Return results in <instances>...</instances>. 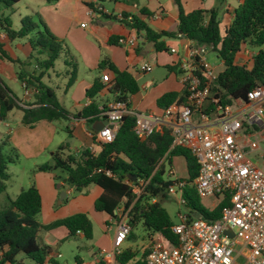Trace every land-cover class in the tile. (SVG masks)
Masks as SVG:
<instances>
[{
  "label": "trees",
  "instance_id": "trees-1",
  "mask_svg": "<svg viewBox=\"0 0 264 264\" xmlns=\"http://www.w3.org/2000/svg\"><path fill=\"white\" fill-rule=\"evenodd\" d=\"M21 0H0V33L5 34L11 42L29 38L31 54L25 60H14L4 50L0 43V58L16 66V78L24 86L25 91L32 94V101L25 102L18 99L12 90L0 77V118L5 121L13 110L23 112L22 123L33 128L38 123L46 121L56 123L67 121L71 117L86 119L89 125L99 120L100 110L97 96L104 89L100 79L88 91L87 97L91 101L82 112L71 115L60 103L57 88L51 87L49 80L56 71V63L61 60L65 70L63 75L68 79L65 88H71L78 76L79 63L68 46L60 42L49 30L47 24L38 13L26 16L19 29H15L13 15L15 6ZM47 4H55L59 0H45ZM83 4L92 12L102 14L99 6L107 1L119 0H82ZM179 24L176 31H157L137 16L123 14L121 22L128 28L144 34L146 46L155 53H171L167 46V39H176L178 35L196 42L198 45H213L217 58L223 63L224 70L219 73L213 85L212 93L219 97L225 105H232L235 101L246 102L247 95L260 85H264V0H243L236 9L233 21L222 28L219 11L196 10L186 13L180 0ZM143 14L152 15L147 10ZM122 37L111 36L109 45H119ZM142 43L136 48L140 51ZM247 47L254 49L252 66L237 63L238 55ZM177 67V74L182 71ZM109 68L115 74L116 100L129 102V97L140 92L135 77L129 71H119L108 59L99 64V70ZM179 71V72H178ZM61 73V72H60ZM188 91L186 86L181 92H168L157 100L159 109H166L173 104H187ZM129 105V103H128ZM135 117H124L115 141L110 144L96 142L100 147L99 153H92L90 149L77 155L71 151L70 144L60 145L53 153L54 165H43L40 171L60 170L66 179V184L76 191L82 192L91 185L100 187L103 192L95 202L97 212L106 213L116 218V211L123 205L129 211L131 228L141 224L147 232L148 239L161 234L171 244H178V237L174 234L172 221L168 211L163 206L168 198L167 191L177 182L164 180L168 170H173L175 157L185 159L187 180L183 189L186 204L183 206L190 220L202 218L208 222L220 219L224 206L229 199H223L216 208L209 210L201 203L194 181L199 174V164L191 151L186 147L172 148L174 137L169 129L154 133L145 140L140 139L135 132ZM68 130V129H67ZM19 153L10 143L9 135H0V195L7 193L10 179L9 167L17 163ZM171 176V175H170ZM58 179V178H56ZM62 179V178H60ZM147 182L140 195L135 187L140 182ZM62 185V189H65ZM8 198L7 207L0 209V264H23L20 255L34 261L35 264H45L52 249L39 243L42 233L52 231L57 227H64L71 237L82 233L88 240L93 238V223L86 214H76L58 220L49 225L38 221L42 211V197L35 185L21 191L15 198ZM125 202V203H124ZM130 233V238H134ZM139 252L126 249L118 257L119 264H147V252L138 257ZM55 264L52 260L49 261ZM97 264H104L99 261Z\"/></svg>",
  "mask_w": 264,
  "mask_h": 264
},
{
  "label": "built area",
  "instance_id": "built-area-1",
  "mask_svg": "<svg viewBox=\"0 0 264 264\" xmlns=\"http://www.w3.org/2000/svg\"><path fill=\"white\" fill-rule=\"evenodd\" d=\"M178 38L184 39L182 47L170 50L179 58L187 104H173L161 114H137L127 102L114 100L100 110L98 121L107 120L108 125L96 134V142L113 143L127 115L135 117V132L142 140L169 129L174 137L172 148L186 147L198 161L194 187L199 197L214 198L218 204L229 199L215 222L190 220L185 212H179V223L172 227L178 244L154 235L144 248L147 264H264V85L250 91L246 102L223 104L212 93L219 75L208 63L209 54L216 55L214 46H200L182 35ZM139 43L136 36L119 39L125 48H136ZM140 71L150 73L152 66L145 64ZM102 82L110 83L111 76L104 74ZM90 151L95 153L92 148ZM170 175L177 184L167 193L179 196L184 206L186 183L173 170ZM146 185L140 182L136 194L140 195ZM123 206L107 224L114 237L112 248L100 254L104 264H119L123 244L132 231L129 211L119 215ZM228 231H233L234 237Z\"/></svg>",
  "mask_w": 264,
  "mask_h": 264
},
{
  "label": "crops",
  "instance_id": "crops-1",
  "mask_svg": "<svg viewBox=\"0 0 264 264\" xmlns=\"http://www.w3.org/2000/svg\"><path fill=\"white\" fill-rule=\"evenodd\" d=\"M180 2L186 13H191L199 9L205 11L214 9L218 10L221 26L222 28H225L233 21L235 11L242 4L243 0H180ZM29 6H36L35 8H37V10L31 9V12L39 13L47 23L50 32L63 44H65V42H68L69 44H73L75 42L72 33L73 31L77 30L78 33L79 31L83 32V46L81 49L77 47L78 57L75 55L79 63V72L75 84L69 89L65 88L66 83L68 82V79L63 75L65 67L60 71L61 73L59 72V74L52 73L53 77H56L58 81V83H56V88L58 89V99L61 105L71 115L78 114L82 112V110L87 106H89L91 101L88 99L87 93L93 87L97 79H100L104 86L102 92L97 96L99 109L106 107L109 103L116 100L117 94L111 91H117L119 89H117L118 86H115V74L109 68H106L103 71L99 70V64L104 59H108L109 62L119 71H129L137 80L140 87V92L134 96H130L128 102L129 108L134 113L161 114L163 109H159L157 107V100L165 93L173 91L181 92L183 90L184 86L182 84V74L178 73V75L180 74L179 83L182 85V87H172V89L166 90L161 94L156 93V87L158 84L156 83V78L153 74L155 71V66H165V68L168 70L167 79H169L170 75H177L176 70L174 69L172 71L171 68L177 67L179 58L177 56L178 59L176 60L175 57L172 56L173 54L169 53H166L169 56H165V52H153V50L146 46V38L144 34L137 33L121 22L122 15L128 14L130 16H137L146 22L151 28L157 31H176L177 25L179 24L180 13L176 0L107 1L99 6L102 14L94 13L89 10L83 4L82 0H59V2L51 5L47 4L45 0H29L26 2V10L28 11L30 10ZM14 10V15L18 13L17 15L20 16L21 22L24 16H28L27 13L23 15L19 8L15 7ZM142 10H147L152 15L149 17L148 15L143 14ZM1 12L2 9H0V13ZM221 13H224L222 19L220 18ZM86 20L90 24V27L88 25H82V23L86 22ZM14 27L15 29H19L21 25L16 26L14 23ZM89 36H92L93 39L89 40ZM111 36H136L140 43H142L140 51H136L137 47L130 49L120 45H109L108 40ZM29 38H31V36H29ZM29 38L19 39L11 42L7 39L5 34L0 33V43L4 45V50L14 60H25L31 54L32 50L29 45ZM166 43L169 48L175 47L178 49L182 47L184 39L178 37L176 39H167ZM68 48L71 51L70 47ZM251 53L254 54V52ZM145 64L152 66V71L150 73H143L140 71V68ZM82 65H86L87 70H85ZM104 74H109L111 76L110 83L107 84L102 82V76ZM0 77L18 99L20 98L18 97V93L15 91V89H13V85H19L20 89L22 90V97L20 100L25 102L32 101V94H27L24 90V86L17 81L16 66L1 58ZM53 77H51L49 80L50 84L53 81ZM16 111L19 112V114H16ZM22 118L23 112L21 110H13L11 113H9L5 121L0 118V126H3L6 130H8V132H0V135H9L10 143L13 147L17 146V141L15 140L17 134L20 131H25V128L29 130H35L38 129V127L44 129L46 133L48 132L47 136H51L49 143L47 142V145H49L47 148L48 150H51V156H53V153L60 145L68 143L67 140L64 141L63 139L57 144L55 143V137L57 134V128L55 129L54 126L55 123L43 121L38 123L35 127L29 128L23 125ZM67 122L68 125L65 127V131L67 132L68 137L77 140L79 143L75 149H71L73 153L79 155L83 151L91 148L95 151V153L100 152V147L94 144V136H96V133H94L92 129L93 125H89L86 119H75L72 117L67 120ZM98 122L100 121H97L96 123ZM12 123L17 125L16 129L14 130L11 128ZM65 180L66 179H62L59 185L60 189L62 188V185L64 186L66 184ZM91 186L82 192L84 194H91L93 201L77 200L76 202H78L77 205L79 211L76 214H86L91 221L97 223L101 235L97 238L95 245H93L91 249L88 247L91 259L87 261V259L77 257L75 264H97L100 261V254L109 251L113 245L114 234L110 235V232L107 230V224L112 217L108 216L106 213L97 212L95 210V202L100 198L103 190L96 185H94L95 188L91 189ZM36 187L38 188L42 197V210L45 207L46 201L49 204V210L46 214L41 211L43 216V221L40 222L41 224L49 225L58 220L74 215L65 214V212H59L58 210L54 212L50 208V203L51 205H54L55 199L57 198V192L55 190L57 186L54 183L52 184V182H46L44 184L42 182V184L38 183ZM64 187V190L70 189L68 186ZM25 189L28 188L21 189L17 195H14V197H11L7 193V197L15 199L21 193V191ZM67 196L68 194L66 197ZM117 214L118 211H116L115 215L117 216ZM101 215H103V218ZM53 233L54 232L52 231L45 233L47 235L45 236V241L52 242L50 244H53L51 245L53 247H50L52 249L51 255L48 257V260L45 264H52L49 262L50 260H52L55 264H62L60 259L63 258V255L60 253V244L66 240L67 234L64 232H56L55 234ZM76 236L80 238L84 237L82 233H78ZM41 239L44 241L43 236ZM93 239L94 227L93 238L91 240ZM19 260L23 261L24 264V258ZM65 264H69L68 261Z\"/></svg>",
  "mask_w": 264,
  "mask_h": 264
},
{
  "label": "rangeland",
  "instance_id": "rangeland-1",
  "mask_svg": "<svg viewBox=\"0 0 264 264\" xmlns=\"http://www.w3.org/2000/svg\"><path fill=\"white\" fill-rule=\"evenodd\" d=\"M29 0H22L20 3H18L15 7L19 8L20 11L22 12L23 15L27 13L28 16H33L35 13L31 12V9L37 10L35 8L36 6H29L30 10H26V2ZM2 9V8H0ZM18 14V13H17ZM13 15V21L16 26L21 25L20 21V16L18 15ZM39 14V13H38ZM224 13H221L220 18L222 19ZM40 15V14H39ZM41 16V15H40ZM42 17V16H41ZM25 18V16L22 18V20ZM43 19V17H42ZM48 19V18H47ZM46 19V20H47ZM45 22V20L43 19ZM46 23V22H45ZM47 24V23H46ZM82 25H90L88 21L83 22ZM118 26V25H117ZM90 27V26H89ZM73 37H74V43L69 44L68 42H65V44L70 47L72 53L74 56L76 55L78 57V50L82 48L83 46V32L75 30L72 32ZM89 33V32H88ZM89 40H92L93 37L89 36ZM183 45V44H182ZM180 49V48H178ZM251 52H256L254 49H250L245 47L243 51L239 54V57H237V63L240 65H247L249 68L252 66V56L253 54ZM252 55V56H251ZM165 56H169L168 54L165 53ZM172 56L175 57L177 60V55L173 54ZM169 58V57H167ZM208 63L210 66L216 67V74L218 75L220 72L224 70L223 65L221 61L216 57L214 53H210L208 56ZM85 70H87L86 65H82ZM64 69V65L61 60H58L56 63V71H61ZM55 74V73H54ZM155 78H156V83L158 84L156 87V93L161 94L166 90L172 89V87H182V85L179 83L180 82V74L178 75H170L169 79H167L168 76V70L165 68V66H155V71L153 72ZM53 77V74H52ZM177 77V78H176ZM56 83H58L57 78L53 77V81L51 84H49L51 87L56 88ZM171 85V86H169ZM13 89L18 93V97L21 99L22 97V90L20 89L19 85H13ZM16 114H19V112L16 111ZM12 120V119H11ZM68 125L67 121H59L54 124L55 129L57 128V134L55 137V143L57 144L60 140H64L68 143H70L71 149H75L77 145L79 144L77 140L69 138L67 132L65 131V127ZM16 124L12 123L11 128L14 130L16 129ZM25 131H20L17 136H16V149L19 153V160L17 163L10 165L9 167V174H10V179L8 180V189L7 193L11 196L14 197V195H17L19 191L23 188H29L32 185H37L38 183L42 182L45 184L46 182H52L54 183L57 188H55L57 192V198L55 199L54 205L50 203V208L56 212L58 210L59 212H65V214H74L79 211L78 208V202L77 200H90L93 201V197H91V194H84L83 192H79L76 190H72L70 194L65 199H61V194L62 192L68 191V189H60L58 186L60 185L62 179H65L64 174L60 170L56 171H47L43 172L39 170L40 166L43 165H48V166H53V160L51 156V150H48L47 142L49 143V140L51 139V136H47L48 132L44 129H41V127H38V129L35 130H29V129H24ZM6 130L3 126H0V132H5ZM51 142V141H50ZM51 144V143H50ZM72 151V150H71ZM251 158L254 156L251 155ZM38 162V163H37ZM37 163V164H36ZM39 165V166H36ZM173 171L176 174V177L179 180H187L188 175H187V167H186V162L185 159L182 157H175L174 162H173ZM58 178V179H56ZM62 178V179H60ZM172 179V176H170V168L168 166V170L164 176V180H170ZM95 188L94 185L90 187ZM7 193L0 195V209H3L7 207L8 205V198H7ZM168 198L164 199L163 201V206L164 208L168 211L170 217L172 218V221L175 224L179 223L178 220V214L179 212L185 211L184 207L180 204L179 196L175 197L173 195L168 194ZM125 203V202H124ZM201 203L204 207H206L209 210H213L216 208L218 205V201L214 198H206L202 199ZM67 207V208H66ZM49 210V204L46 201L45 207L42 210L45 214ZM124 211H130V209L126 210L125 205L121 208L119 215H123ZM103 218V215H101ZM43 216L42 213L38 217V221L42 222L43 221ZM94 222V221H92ZM94 227V239L93 240H88L86 238H80L77 236L71 237L68 235L67 230L64 227H57L52 230L55 234L56 232H64L67 234L66 240L60 244V253H62L63 258L60 259V262L62 264H65L67 261L69 264H75L76 258L81 257L83 259H87L89 261L91 259V256L89 254V249L93 245H95V242L97 238L101 235L98 224L93 223ZM110 235L114 234V230L109 231ZM46 232L42 233L39 237V243H44V244H49V247H53L50 244L52 242H46L45 241V234ZM132 233H134V238H128V240L123 244V250L126 249H132L135 252H139L138 257H141V255L144 253V247L146 246L148 242V236L147 232L144 230L143 226L141 224H137L134 229H132ZM45 234V235H43ZM43 236L44 241H42L41 237ZM105 241V240H104ZM89 247V249H88ZM96 247V246H95ZM106 247V246H105ZM55 249V247H54ZM104 249V248H103ZM24 258V264H35L34 261L28 259L24 255H20V258ZM242 261V260H240Z\"/></svg>",
  "mask_w": 264,
  "mask_h": 264
},
{
  "label": "water",
  "instance_id": "water-1",
  "mask_svg": "<svg viewBox=\"0 0 264 264\" xmlns=\"http://www.w3.org/2000/svg\"><path fill=\"white\" fill-rule=\"evenodd\" d=\"M137 33H139V32H137ZM119 87H117V89H118ZM106 125H108V121L107 120H103V121H100V122H98V123H95L94 125H93V131H94V133H98L99 131H101ZM66 181V180H65ZM58 188H60V186H58ZM66 192H62V194H61V199L63 200V199H65V197H66ZM231 237H234V233H233V231H228L227 232Z\"/></svg>",
  "mask_w": 264,
  "mask_h": 264
}]
</instances>
